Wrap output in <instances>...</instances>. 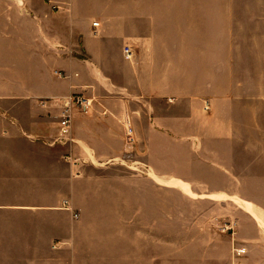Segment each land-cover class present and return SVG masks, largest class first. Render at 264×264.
Listing matches in <instances>:
<instances>
[{"label":"crops","instance_id":"obj_1","mask_svg":"<svg viewBox=\"0 0 264 264\" xmlns=\"http://www.w3.org/2000/svg\"><path fill=\"white\" fill-rule=\"evenodd\" d=\"M259 22L264 0H0V264H264L239 192L264 180ZM72 95L94 107L60 141ZM195 195L240 202L250 234L164 236L209 219Z\"/></svg>","mask_w":264,"mask_h":264},{"label":"rangeland","instance_id":"obj_2","mask_svg":"<svg viewBox=\"0 0 264 264\" xmlns=\"http://www.w3.org/2000/svg\"><path fill=\"white\" fill-rule=\"evenodd\" d=\"M238 24L239 26L242 24L243 29L247 27L246 22H238ZM258 25L259 32H264V22H259ZM247 28H249V26ZM229 39L231 38H211L213 52L212 57H214L216 60L218 59V53L215 51L224 48L226 44L225 41H228ZM235 39L238 44L243 43V45H245L251 38L245 35H239L238 38ZM253 39L255 44H258L259 62H262L264 61V35H259L258 37H254ZM262 152L263 155H260V161L264 160V149L260 148V153ZM260 173H264V164L260 166ZM205 185L207 188L213 187L214 189H216L218 186L220 187V182L218 180H211L205 182ZM199 187L200 191L207 190L206 188H204V186L199 185ZM231 190L235 191L233 186H231ZM239 192L242 195V199L252 203L256 202L264 209V180L243 182L242 187L239 188ZM192 200L193 201L189 204V208H206L204 211L211 214H209V219L198 222V227H190V229L185 226L186 222H184L185 219L183 218H180L179 220V228H176L168 221L164 223V236H172L176 235L177 233L180 236H216L218 234L223 235V230L226 231L227 234L230 233V235H236L240 228L244 230V233L246 235L250 234V230L248 227H246V225H244L243 228L242 226H240V224H235L237 222L236 216L239 213V209L237 208H242V204L240 202L237 201L236 203H234L233 201H214L213 199H207L205 197H199L197 195H195L194 199ZM171 202H173L174 204V200L170 196L164 197V207L166 205V208H170ZM178 208H180V212H182L183 209L188 207L186 203L179 200ZM197 211L198 210L196 209V212ZM198 212L199 215H202L201 210H199ZM254 263L255 262H253V264Z\"/></svg>","mask_w":264,"mask_h":264},{"label":"built area","instance_id":"obj_3","mask_svg":"<svg viewBox=\"0 0 264 264\" xmlns=\"http://www.w3.org/2000/svg\"><path fill=\"white\" fill-rule=\"evenodd\" d=\"M96 27L97 24H94ZM126 58H130L131 52L126 48L124 52ZM94 107L93 99L87 98L83 95H72L68 97L63 102V108L60 115V127L61 135L59 136L60 141H72L70 138V127L74 117L75 112L88 113ZM133 141V133L130 131L128 133V142L131 144ZM235 253L237 256L244 255L246 253L245 249H236Z\"/></svg>","mask_w":264,"mask_h":264},{"label":"bare ground","instance_id":"obj_4","mask_svg":"<svg viewBox=\"0 0 264 264\" xmlns=\"http://www.w3.org/2000/svg\"><path fill=\"white\" fill-rule=\"evenodd\" d=\"M241 202H242V201H241ZM252 206H253V205H252ZM246 209L249 210V211H251V208H249V206H247ZM244 210H245V209H244ZM254 210H255V209H254ZM254 210H253V211H254ZM249 211H247V212H249ZM255 212H256V211H255ZM255 212H254V213H255ZM255 214H256V213H255ZM255 214H254V215H255ZM256 217H258V216H256ZM257 219H258V218H257Z\"/></svg>","mask_w":264,"mask_h":264}]
</instances>
